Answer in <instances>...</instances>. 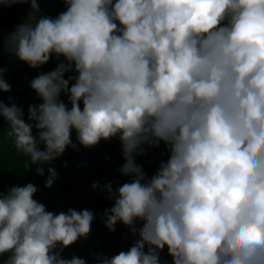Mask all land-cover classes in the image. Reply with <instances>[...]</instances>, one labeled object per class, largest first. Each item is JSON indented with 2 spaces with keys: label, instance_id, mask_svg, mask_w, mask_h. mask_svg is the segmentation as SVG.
Returning a JSON list of instances; mask_svg holds the SVG:
<instances>
[{
  "label": "clouds",
  "instance_id": "obj_1",
  "mask_svg": "<svg viewBox=\"0 0 264 264\" xmlns=\"http://www.w3.org/2000/svg\"><path fill=\"white\" fill-rule=\"evenodd\" d=\"M24 3L0 54L56 66L30 80L41 102L26 119L0 99L23 170L47 172L50 188L66 149L115 138L117 171L130 177L91 185L112 202L100 214L107 230L119 223L136 237L110 257L91 254L97 264H264V0H63L56 16L37 0L0 7ZM7 71L0 92L11 91ZM162 144L166 159L149 175L136 157ZM37 191H0V264H87L62 253L96 214L49 211Z\"/></svg>",
  "mask_w": 264,
  "mask_h": 264
},
{
  "label": "trees",
  "instance_id": "obj_2",
  "mask_svg": "<svg viewBox=\"0 0 264 264\" xmlns=\"http://www.w3.org/2000/svg\"><path fill=\"white\" fill-rule=\"evenodd\" d=\"M37 2L41 12L47 15L56 16L64 10L63 0H37ZM29 10V3L16 4L8 8L0 7V37L12 31ZM0 66H7L8 71L5 73V78L11 85L10 92H0V99L7 102L8 97H12V100L24 109L26 119L28 105L41 102L34 90L29 87L30 80L41 72L53 70L56 61L50 59L41 68L32 69L23 62L12 61L7 55L0 54ZM62 99L66 101V97H62ZM7 131L5 122L0 118V191L13 185L22 186L32 182L38 188L34 198L45 204L49 211L56 212L58 210V194L62 195L70 206L76 205L80 195L81 182L79 165L83 157L89 154V148L78 145V150L66 149L65 153L51 165L55 167L59 178L50 188H45L44 181L47 172H45V176H39L35 173L34 167L28 171L23 170V162L27 157L15 148L12 140L7 136ZM72 138L75 142L74 132ZM163 151V144L158 149H149L145 155L136 157V163L142 165L144 171L151 175L158 167L160 160L166 159V156H161ZM91 155L93 158L87 170L88 183L85 187L87 200L84 207L96 214V219L91 225L98 224L101 227L98 242L96 245L74 242L65 248L62 256L71 258L76 255L85 258L87 264H97L91 254L103 253L110 257L121 250H127L136 237L128 228L119 223L116 225L115 232L107 230L100 219V214L104 209L111 207L112 202L105 200L103 193L91 188L93 182L103 184L111 181L113 187H116L130 180V177L123 176L117 171L124 163L120 142L115 138L109 141L101 140L97 150L91 151ZM65 161L67 162L66 167L63 166ZM161 257L170 262L167 249L161 253Z\"/></svg>",
  "mask_w": 264,
  "mask_h": 264
},
{
  "label": "rangeland",
  "instance_id": "obj_3",
  "mask_svg": "<svg viewBox=\"0 0 264 264\" xmlns=\"http://www.w3.org/2000/svg\"><path fill=\"white\" fill-rule=\"evenodd\" d=\"M97 146H98V144L94 147L89 148V151H90L89 154L84 156L82 162H80V165H79V171H80L79 176H80V181H81L80 182V195H79V198H78L76 205L70 206L68 203H66L64 197L62 195L58 194L59 208L56 212L64 211L69 207L77 209V210L85 208L84 203L87 200V193L85 191V187L88 183L87 170H88L89 164L91 163L92 158H93V156L91 155V151H96ZM100 229H101V227L98 224L91 225V232H90L89 236L86 239L85 238L78 239L76 242L87 243L90 245H96L98 242Z\"/></svg>",
  "mask_w": 264,
  "mask_h": 264
}]
</instances>
